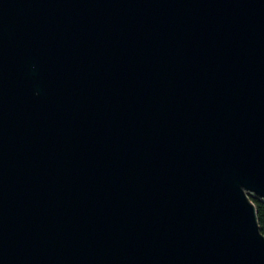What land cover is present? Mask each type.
<instances>
[{
  "label": "water",
  "instance_id": "obj_1",
  "mask_svg": "<svg viewBox=\"0 0 264 264\" xmlns=\"http://www.w3.org/2000/svg\"><path fill=\"white\" fill-rule=\"evenodd\" d=\"M264 0H0V264H264Z\"/></svg>",
  "mask_w": 264,
  "mask_h": 264
},
{
  "label": "trees",
  "instance_id": "obj_2",
  "mask_svg": "<svg viewBox=\"0 0 264 264\" xmlns=\"http://www.w3.org/2000/svg\"><path fill=\"white\" fill-rule=\"evenodd\" d=\"M249 197L256 207L258 225L260 232L264 235V200L258 197Z\"/></svg>",
  "mask_w": 264,
  "mask_h": 264
}]
</instances>
